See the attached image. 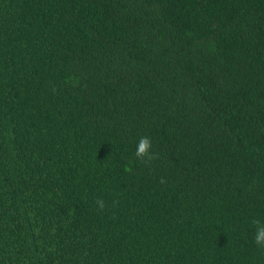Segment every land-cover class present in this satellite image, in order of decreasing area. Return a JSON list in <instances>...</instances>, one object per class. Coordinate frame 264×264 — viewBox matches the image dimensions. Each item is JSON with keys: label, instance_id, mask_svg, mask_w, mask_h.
<instances>
[{"label": "trees", "instance_id": "16d2710c", "mask_svg": "<svg viewBox=\"0 0 264 264\" xmlns=\"http://www.w3.org/2000/svg\"><path fill=\"white\" fill-rule=\"evenodd\" d=\"M258 223L264 0H0V264H264Z\"/></svg>", "mask_w": 264, "mask_h": 264}, {"label": "clouds", "instance_id": "9594fccd", "mask_svg": "<svg viewBox=\"0 0 264 264\" xmlns=\"http://www.w3.org/2000/svg\"><path fill=\"white\" fill-rule=\"evenodd\" d=\"M151 147L152 145L150 140L147 137H142L136 144L135 155L137 157L146 156L149 153ZM97 203L100 208H103V201H98ZM254 242L257 246L264 248V223L257 224Z\"/></svg>", "mask_w": 264, "mask_h": 264}]
</instances>
